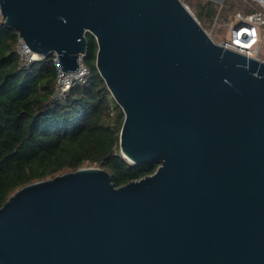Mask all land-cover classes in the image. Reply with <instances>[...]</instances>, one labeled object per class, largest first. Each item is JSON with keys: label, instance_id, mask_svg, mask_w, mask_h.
<instances>
[{"label": "water", "instance_id": "obj_1", "mask_svg": "<svg viewBox=\"0 0 264 264\" xmlns=\"http://www.w3.org/2000/svg\"><path fill=\"white\" fill-rule=\"evenodd\" d=\"M62 71L84 60L123 112L115 187L84 167L0 207V264H264V61L214 43L180 0H0Z\"/></svg>", "mask_w": 264, "mask_h": 264}, {"label": "trees", "instance_id": "obj_2", "mask_svg": "<svg viewBox=\"0 0 264 264\" xmlns=\"http://www.w3.org/2000/svg\"><path fill=\"white\" fill-rule=\"evenodd\" d=\"M214 6L197 4V21L211 22ZM86 36L89 77L59 101L52 55L23 67L17 32L0 23V207L26 185L84 167L107 171L115 187L155 171L157 164L134 165L121 155L124 115L95 68L96 43Z\"/></svg>", "mask_w": 264, "mask_h": 264}, {"label": "built area", "instance_id": "obj_3", "mask_svg": "<svg viewBox=\"0 0 264 264\" xmlns=\"http://www.w3.org/2000/svg\"><path fill=\"white\" fill-rule=\"evenodd\" d=\"M180 1L183 3L182 0ZM243 1L256 4L261 10L246 14L237 13L232 26L229 28L230 39L219 42V44L246 57L262 60L259 58V54L261 49L260 29L264 27V0ZM206 33L209 35L207 31ZM236 45H240V47ZM15 51L23 67H28L35 62H41L46 58V56L33 53L19 36ZM52 64L55 68V86L57 89L55 90L54 98L56 100H65L68 92L73 87L85 84L89 77V69L85 65L84 60L80 59L78 61L77 70L74 72L62 71L56 55H52Z\"/></svg>", "mask_w": 264, "mask_h": 264}, {"label": "rangeland", "instance_id": "obj_4", "mask_svg": "<svg viewBox=\"0 0 264 264\" xmlns=\"http://www.w3.org/2000/svg\"><path fill=\"white\" fill-rule=\"evenodd\" d=\"M189 12L197 20V4L204 5L207 2L214 3L216 16L211 22L200 20V26L209 33L214 43L224 42L230 39L229 28L232 26L237 13L246 14L259 11L256 6L247 4L243 0H182ZM255 9V10H253ZM261 10V9H260ZM264 13V12H263ZM198 22V21H197ZM261 49L259 58L264 60V27L260 29ZM97 168V167H96Z\"/></svg>", "mask_w": 264, "mask_h": 264}, {"label": "bare ground", "instance_id": "obj_5", "mask_svg": "<svg viewBox=\"0 0 264 264\" xmlns=\"http://www.w3.org/2000/svg\"><path fill=\"white\" fill-rule=\"evenodd\" d=\"M236 46L240 47V45H236Z\"/></svg>", "mask_w": 264, "mask_h": 264}]
</instances>
